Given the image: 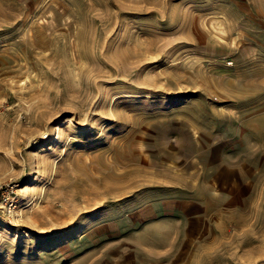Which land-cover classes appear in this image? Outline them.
Returning a JSON list of instances; mask_svg holds the SVG:
<instances>
[{"label": "rangeland", "instance_id": "374dc122", "mask_svg": "<svg viewBox=\"0 0 264 264\" xmlns=\"http://www.w3.org/2000/svg\"><path fill=\"white\" fill-rule=\"evenodd\" d=\"M0 190V264H264V0H0Z\"/></svg>", "mask_w": 264, "mask_h": 264}, {"label": "crops", "instance_id": "0c3cea01", "mask_svg": "<svg viewBox=\"0 0 264 264\" xmlns=\"http://www.w3.org/2000/svg\"><path fill=\"white\" fill-rule=\"evenodd\" d=\"M208 206L212 207V210L208 211H199L197 213H194L195 217L198 219L203 218V224L202 226L196 227V234L194 235L195 238L204 240L202 243H198L196 249H194L193 254L196 256L201 257L202 254L207 253V248L212 245V241L219 240L221 237L225 234L227 229V210L221 209L222 205H213L210 204ZM215 207V209H214ZM204 213V214H203ZM203 214V215H202ZM237 224L242 225L244 224V216L242 214H239V218H237ZM183 222V221H182ZM184 224V223H183ZM212 224H215L214 230H212L211 226ZM206 231V234H203L201 231ZM193 263L197 264L195 259H193ZM191 262V260H189Z\"/></svg>", "mask_w": 264, "mask_h": 264}, {"label": "built area", "instance_id": "2783aa9c", "mask_svg": "<svg viewBox=\"0 0 264 264\" xmlns=\"http://www.w3.org/2000/svg\"><path fill=\"white\" fill-rule=\"evenodd\" d=\"M0 202H3V204H6L7 207L13 204L12 197L9 196L7 193L4 194L2 190H0Z\"/></svg>", "mask_w": 264, "mask_h": 264}]
</instances>
